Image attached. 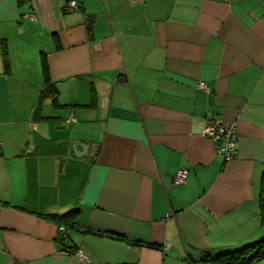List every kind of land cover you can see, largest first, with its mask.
<instances>
[{
	"label": "crops",
	"instance_id": "0c3cea01",
	"mask_svg": "<svg viewBox=\"0 0 264 264\" xmlns=\"http://www.w3.org/2000/svg\"><path fill=\"white\" fill-rule=\"evenodd\" d=\"M66 1L0 0V264H204L260 240L264 0ZM73 208L63 244L45 215Z\"/></svg>",
	"mask_w": 264,
	"mask_h": 264
},
{
	"label": "trees",
	"instance_id": "16d2710c",
	"mask_svg": "<svg viewBox=\"0 0 264 264\" xmlns=\"http://www.w3.org/2000/svg\"><path fill=\"white\" fill-rule=\"evenodd\" d=\"M41 66L43 72L44 86L41 89V95L39 103L44 97L53 95V100H56L57 88L49 77L47 70V63L45 54L41 55ZM259 202V218L260 224L263 229V236L257 242L246 244L238 249L224 251L215 255L205 254L201 261L204 264H259L264 260V171L260 180V188L258 194ZM78 208L70 209L60 214H46V218H49L56 222L58 226H62L65 232L61 231L59 240L65 244L69 241V231L76 223V214ZM76 249L74 244L68 245L66 251L73 252Z\"/></svg>",
	"mask_w": 264,
	"mask_h": 264
},
{
	"label": "built area",
	"instance_id": "2783aa9c",
	"mask_svg": "<svg viewBox=\"0 0 264 264\" xmlns=\"http://www.w3.org/2000/svg\"><path fill=\"white\" fill-rule=\"evenodd\" d=\"M78 7L77 0H67L65 3V10L71 12L76 10ZM24 16L28 17L30 20H36V15L33 13H26ZM197 88L201 90L208 91L209 88L205 81L200 80L197 83ZM69 121H74V113L71 112L68 116ZM203 134L212 139L218 153L223 156V160L229 161L234 157L236 149V133L232 126H225L218 113L208 111L205 115V124L203 128ZM188 175V170L186 168H179L173 176V183L175 185H181L185 183ZM60 231L65 232L64 227H59ZM74 254L76 258L82 262L88 260L87 256L81 249H75Z\"/></svg>",
	"mask_w": 264,
	"mask_h": 264
},
{
	"label": "water",
	"instance_id": "95a60500",
	"mask_svg": "<svg viewBox=\"0 0 264 264\" xmlns=\"http://www.w3.org/2000/svg\"><path fill=\"white\" fill-rule=\"evenodd\" d=\"M66 143H68V140L65 141ZM73 148H74V152L77 156H80V155H85L86 152H87V149H88V145L86 144H81L79 146L77 145H73Z\"/></svg>",
	"mask_w": 264,
	"mask_h": 264
}]
</instances>
